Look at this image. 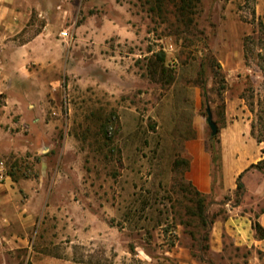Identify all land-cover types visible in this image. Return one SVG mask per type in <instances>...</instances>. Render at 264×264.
<instances>
[{"label":"rangeland","instance_id":"rangeland-1","mask_svg":"<svg viewBox=\"0 0 264 264\" xmlns=\"http://www.w3.org/2000/svg\"><path fill=\"white\" fill-rule=\"evenodd\" d=\"M47 1L0 45V264H264V0Z\"/></svg>","mask_w":264,"mask_h":264},{"label":"crops","instance_id":"crops-1","mask_svg":"<svg viewBox=\"0 0 264 264\" xmlns=\"http://www.w3.org/2000/svg\"><path fill=\"white\" fill-rule=\"evenodd\" d=\"M49 1V0H48ZM47 1V2H48ZM46 3V2H45ZM47 10L45 9V4H43L42 0H0V45L5 48H10L12 41L10 40L14 34H19L22 28L20 25L15 23V18L19 19V22L25 20L30 17L31 12L33 10ZM112 26L110 29L113 35L120 36V31L115 28L118 25H115L112 21L104 25L103 30L107 31V27ZM20 28V29H19ZM120 28V27H119ZM39 37V36H38ZM38 40V39H36ZM37 46L36 41H30L28 43H24L20 46V49H24L27 52L29 51V57L31 56L30 49L35 48ZM47 48V47H46ZM50 58V56L48 57ZM4 69V68H3ZM0 68V95L4 94L9 90L13 85V76L15 74L11 73V71H3ZM1 111V106H0ZM238 142L240 141V137L236 139ZM238 144V143H237ZM236 148V146L234 147ZM235 170L232 172L234 173ZM208 176L209 169L208 167L203 171V174ZM5 185H0V199L4 196V187ZM259 222L264 228V212H261L259 215ZM54 264H72L67 261H56Z\"/></svg>","mask_w":264,"mask_h":264},{"label":"trees","instance_id":"trees-1","mask_svg":"<svg viewBox=\"0 0 264 264\" xmlns=\"http://www.w3.org/2000/svg\"><path fill=\"white\" fill-rule=\"evenodd\" d=\"M167 4L173 5V12L179 23L187 28L192 24L193 18H191L190 15L193 14V9L196 7V4L193 0H153L151 11L163 14L165 12ZM260 27L261 31L264 32V25L262 23L260 24ZM156 57L157 59L155 61H151L149 64V72L151 75H155L160 70V73L163 76V80L169 83L170 80L173 79V77L168 74L167 67L165 66L166 54L161 51ZM259 106L260 109L257 113V122L252 126V134L255 136L257 142L262 143L264 141V102H259ZM257 125H259V129H257ZM261 162H264V159ZM240 179L241 177L238 180V188L243 187ZM201 204L199 206L200 210H202ZM262 212H264V209L262 210ZM253 226L254 229L259 233L260 237L264 239V228L260 224V222H255Z\"/></svg>","mask_w":264,"mask_h":264},{"label":"water","instance_id":"water-1","mask_svg":"<svg viewBox=\"0 0 264 264\" xmlns=\"http://www.w3.org/2000/svg\"><path fill=\"white\" fill-rule=\"evenodd\" d=\"M207 122H208L209 127L212 130V135H214V136L217 135L219 129H218L217 124L213 120V114H212L210 107L207 108Z\"/></svg>","mask_w":264,"mask_h":264},{"label":"built area","instance_id":"built-area-1","mask_svg":"<svg viewBox=\"0 0 264 264\" xmlns=\"http://www.w3.org/2000/svg\"><path fill=\"white\" fill-rule=\"evenodd\" d=\"M61 35H62L63 37H67V36H68V33H67L66 31H64V32L61 33Z\"/></svg>","mask_w":264,"mask_h":264}]
</instances>
